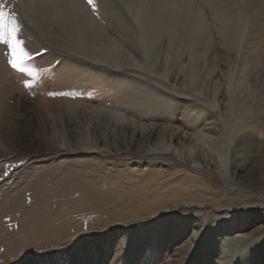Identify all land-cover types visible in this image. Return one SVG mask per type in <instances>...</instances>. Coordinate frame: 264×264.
I'll return each instance as SVG.
<instances>
[{"label":"rangeland","instance_id":"374dc122","mask_svg":"<svg viewBox=\"0 0 264 264\" xmlns=\"http://www.w3.org/2000/svg\"><path fill=\"white\" fill-rule=\"evenodd\" d=\"M79 1L110 37L122 41L129 24L115 14L117 0ZM194 1L209 23L210 47H216L199 66L204 77L215 67L213 87L220 91L208 100L189 95L180 78L186 55L173 70L166 68L169 74L177 71L175 79L95 62L53 47L20 0H5L20 25L23 44L17 53L26 50L31 58L23 56L22 67L14 69L9 48L0 43V94L12 107L11 122L0 132V264H264V189L243 188L231 177L224 144L214 151L216 162L203 163L186 161L188 148L181 157L142 154L136 147L116 152L112 138L101 142L105 149L99 152L80 146L84 129L100 118H112L113 125L103 130L119 140L128 138L119 127L124 117L147 132L178 128L192 137L198 132L216 137L217 128L233 120L234 107L236 114H259L264 124V0H220L227 14L245 16L243 41L233 49L214 40V15L222 13L214 0ZM230 80L252 86L244 108H231ZM40 102L59 108L46 123L51 147L39 135ZM70 104L86 110L72 116ZM69 137L76 139L73 149L65 144ZM255 152L249 168L261 167ZM184 172L213 194L197 192L196 202L174 204L170 193L184 185ZM261 173L264 178V168L256 171ZM218 199L221 205L213 203Z\"/></svg>","mask_w":264,"mask_h":264},{"label":"bare ground","instance_id":"6f19581e","mask_svg":"<svg viewBox=\"0 0 264 264\" xmlns=\"http://www.w3.org/2000/svg\"><path fill=\"white\" fill-rule=\"evenodd\" d=\"M221 2L220 0H214L215 5L222 12L220 15L219 13L214 15L215 33L217 35L214 40L227 48L233 49L235 45H240L243 41L246 27L245 16L242 11L237 14L235 11L229 10L227 14L225 4ZM20 3L27 18L38 29V34L56 49L116 67L145 69L149 73H154L164 79L176 77L177 71L175 75H173L174 72L172 74L168 72L173 70L177 62L186 55L189 63L185 69L183 68L184 71L182 70L180 78H184L183 82H186L187 92L191 93L189 95L201 96L208 100L212 96L217 97L219 94L220 90L216 89V86L213 87L214 78L212 75L215 72V67L208 68L205 71V73H208L207 77H204L199 67L205 59L204 57L211 50L215 52L216 47L213 46L212 49L210 47L212 45V33L209 23L205 18L203 9L194 0H117L116 4L120 5L119 11L116 10L115 14L120 19H125L124 22L129 24L127 31L124 30L126 34H121L123 36L122 41H116L110 37L89 14L85 3H81L79 0H20ZM213 37L215 38V35ZM139 49H141V52ZM155 49L156 54L157 49L159 50L158 56L154 54ZM142 50L148 57L145 61H143ZM163 52L165 53L164 56ZM145 63H147V66ZM168 65L169 71L166 72ZM227 83L232 87L228 95L231 108H233V104L242 108L244 106L243 102H246L248 96L253 93L252 86L248 82L240 80L234 82L230 80V83L228 81ZM223 91L224 89L221 96L225 94ZM6 99L7 96L0 94V132L4 126L10 124L12 117V107L6 104L8 102V99ZM52 105H55V103ZM73 105H68V112L72 116L77 113L83 115L86 109L78 112L76 111L77 105H75L76 107ZM235 109L237 110L234 107L232 117H230L234 122L232 120L231 123L218 127L216 137L208 132H198L195 134L196 137L189 134L182 135L178 128L156 129V134L154 130L144 131L139 125L124 117L121 118L122 122H120L119 127L128 134V138L123 136L122 140H119L115 138V135L111 136L108 132L105 134L103 130L104 127L113 125L111 123L112 118L107 119V122L100 118L93 128L84 129L87 133H84L86 135L84 136L85 139L80 140V146L85 150L99 152L105 149L104 143L101 145V142H108L109 140L112 142V138L113 143H110V145L115 147L116 152L134 150L133 148L136 147L135 150L140 149L142 154L160 155L172 152L181 157L188 148L189 155L186 154L183 158L186 161L191 160V158L194 161L203 159V163L206 161L216 162L217 155L214 154V151L219 152L220 146L224 144L231 177L239 180V185L243 188L264 189L262 173L256 175L257 170L261 171L264 168V124L259 122V114L249 113L244 109L242 110L245 113H242V111L237 113L240 114L238 118ZM58 111L59 108L48 103H39L38 114L41 118L39 135L48 147H51L53 142L49 139V131L45 129L48 127L46 123L52 115L56 118ZM103 122H106L104 123L105 126H103ZM93 130L95 132L92 133ZM64 140L67 147L74 148L73 144L76 142L74 137L65 138ZM253 146L256 147V152V149L252 148ZM254 152H258L259 157L263 159L259 168H249L250 157L255 155ZM183 175L182 177L186 179L184 185H178V187H175L173 194L170 193L174 196V204L181 201H192L193 203L204 194H213V192H208L200 187L203 182L200 178L193 177L185 172ZM197 192L198 194L201 193L199 197L195 194ZM217 202L221 205L222 200L218 199L213 203L217 204ZM200 204H205V202Z\"/></svg>","mask_w":264,"mask_h":264},{"label":"snow or ice","instance_id":"6c2138e0","mask_svg":"<svg viewBox=\"0 0 264 264\" xmlns=\"http://www.w3.org/2000/svg\"><path fill=\"white\" fill-rule=\"evenodd\" d=\"M89 3H92V0H89ZM19 28L20 25L15 13L11 9H8L5 0H0V43L9 48L11 59L8 62L14 69L22 67L24 63L23 56L31 58V54L26 50L22 49L23 56L17 53L18 47L23 44V41L18 37ZM37 55H42V53H37ZM8 174L7 171L4 173L5 176ZM0 179H3V177H0Z\"/></svg>","mask_w":264,"mask_h":264}]
</instances>
